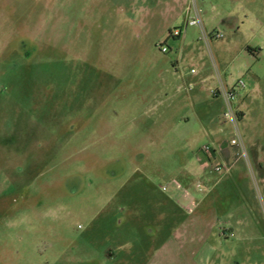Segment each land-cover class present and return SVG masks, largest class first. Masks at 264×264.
<instances>
[{
	"label": "rangeland",
	"instance_id": "374dc122",
	"mask_svg": "<svg viewBox=\"0 0 264 264\" xmlns=\"http://www.w3.org/2000/svg\"><path fill=\"white\" fill-rule=\"evenodd\" d=\"M0 264H264V0H0Z\"/></svg>",
	"mask_w": 264,
	"mask_h": 264
},
{
	"label": "built area",
	"instance_id": "2783aa9c",
	"mask_svg": "<svg viewBox=\"0 0 264 264\" xmlns=\"http://www.w3.org/2000/svg\"><path fill=\"white\" fill-rule=\"evenodd\" d=\"M198 21H200L199 19L197 20V19H192L191 21H190V23L191 24H196ZM180 33V30H176L175 31V34H179ZM221 35L220 34H218L217 35V37H220ZM162 49V51H167V48L166 47H162L161 48ZM234 92V91H233ZM233 92H227L223 87H222V90H221V94L225 97V99H226V101H227V103L229 104V102H230V99L233 97ZM229 116H230V118L232 119V121L236 124V121H237V117H236V115L232 112V111H230L229 112ZM233 143H237L236 142V140H233ZM190 210H192V208H190Z\"/></svg>",
	"mask_w": 264,
	"mask_h": 264
},
{
	"label": "crops",
	"instance_id": "0c3cea01",
	"mask_svg": "<svg viewBox=\"0 0 264 264\" xmlns=\"http://www.w3.org/2000/svg\"><path fill=\"white\" fill-rule=\"evenodd\" d=\"M228 18H232V16L229 15ZM226 25H227L226 27H230L229 29H227L228 33L231 32L230 30H232V29L235 28V26H236V25H234L232 22H229V23L226 24ZM231 33H232V32H231ZM248 46H250V45H248ZM256 56H257V55H256ZM203 162H205V161H203Z\"/></svg>",
	"mask_w": 264,
	"mask_h": 264
}]
</instances>
